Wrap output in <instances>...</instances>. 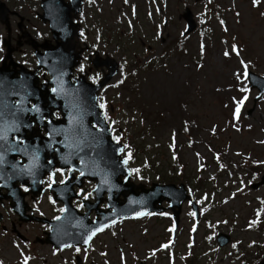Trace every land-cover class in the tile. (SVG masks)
<instances>
[{"label": "rangeland", "instance_id": "obj_1", "mask_svg": "<svg viewBox=\"0 0 264 264\" xmlns=\"http://www.w3.org/2000/svg\"><path fill=\"white\" fill-rule=\"evenodd\" d=\"M136 1L141 10L133 38H143L151 49L141 50L140 44L126 47L125 36L121 52H105L124 65L112 88L121 77L125 79L126 71H134L119 90L120 96L111 94L119 106L112 123L125 130L129 126L135 135L144 128L150 131L143 132L140 139L144 141L135 144L139 150L146 144L143 154L136 155V162L131 157L137 174L145 176V184L158 176L175 177L173 184L193 190L201 202V216L195 225L189 207H183L175 229L169 226L170 216L126 222L117 240L106 235L105 245L95 244L97 253L80 256L86 264H254L258 255L264 256V186L250 189L257 181L250 165L264 164V96L253 104L257 93L249 91L245 72L252 66L253 72L264 77V0L256 8L253 0L161 1L158 7L168 18L157 37L154 26L147 24L151 20L142 18L144 0ZM209 2L219 9L207 11ZM184 7L191 9L198 27L206 23L205 32L198 29L181 38L184 22L179 15ZM108 17L113 20L111 14ZM157 24H163V19ZM179 40L184 50L178 49ZM132 60L137 61L136 68ZM150 60L153 67L145 68ZM133 80L139 85L135 91ZM248 110L252 111L249 116ZM46 203L43 200L35 207L40 217L48 219L57 210ZM257 215L263 231H249ZM23 229L17 227L24 235ZM219 232L231 237L223 248L215 242ZM18 240L14 234L0 233V264H72L67 252L52 254L43 243ZM163 246L172 249L166 251Z\"/></svg>", "mask_w": 264, "mask_h": 264}, {"label": "water", "instance_id": "obj_2", "mask_svg": "<svg viewBox=\"0 0 264 264\" xmlns=\"http://www.w3.org/2000/svg\"><path fill=\"white\" fill-rule=\"evenodd\" d=\"M185 19L188 22V29L186 31V34H188L194 28V24L189 16L185 17ZM72 56L73 58H75L76 55ZM59 58L61 59V57L55 59L51 57V62L48 65L49 71L54 76L55 82H58L62 78L64 73V63ZM72 65L73 64H68L66 67L65 80L70 74V68ZM109 70V75L112 76L116 72L115 65H112ZM58 71L61 73H59ZM107 80L108 78H105L102 83ZM250 84L251 89L257 88L259 91V95L254 100V102H256L264 93V79L250 74ZM73 89L74 91L72 92V97L67 101H65V96H58L59 99L65 101L63 105L58 106L54 103H48L45 111H42V113H45V116L47 117L49 108L61 110L62 113L61 120H57L55 122L49 121L48 123H45V126L42 124L44 126L45 132L47 133V136L45 139H43L41 145L43 155L45 157H49L52 152L51 147L53 145L67 146V155L69 157L71 156V154H74V158H78L81 161L87 163L84 167L86 171H88L90 168H96L97 175L104 187H110L112 185L111 181L113 182L114 178H117L120 175H126L125 180L127 181L129 179V172L126 169V161H119V154L121 153L122 147L118 143L110 142L108 138V131L104 127L96 113V108L94 106L95 88L86 85L85 82H81L78 83ZM80 90L82 92H80ZM39 98L41 101H44L41 98L40 93ZM46 100L55 101L56 99L53 100L49 98L48 94H45V101ZM10 101L11 99H9V103ZM6 111V116H2V114H0V121L6 120L8 116V120H12L13 123L11 127H14L15 129L14 134L17 136V138H25L24 142L26 143V149L31 147V151L35 153L39 147V137L35 136V131L32 130V123H29L27 120L26 114L28 112V109L25 106H22L20 109H18V107H13L10 105L6 107ZM251 112L252 111L250 110L248 114H250ZM1 118H3V120H1ZM40 121L41 117H38L35 123L41 124ZM91 123H93L94 125H98L99 130H95L94 127L91 126ZM25 132H28L30 134L29 137L25 136ZM58 139H60V142H57ZM4 154L7 156L5 152ZM86 155H88L89 157H87ZM102 161L104 164L102 163ZM10 162L11 164H14L12 160H10ZM41 167L42 166L39 165L36 161L31 160L30 169L34 171V173L36 172V170L41 169ZM260 184H264V177L262 178ZM128 188L130 189L127 190ZM133 189H140L142 191L144 190L145 194L143 195V197L136 196L137 194L133 191ZM123 192V197L125 199L124 204L117 205L115 201H109V205L112 207V209L114 208L111 212V215L114 217V219L116 217H131L135 214L140 215L149 212L159 213L164 210L160 207L163 200H167L170 209H177L175 215L178 216L181 209V204L185 200H192V197L190 195H186V191L183 185H181L179 189H176L172 185H152L149 190H145L142 185L134 186L133 184H129V186L124 185ZM73 231L74 230H72V227L67 228L65 232L64 230L62 232V229L60 230L58 229V227H56L52 230L53 234L51 235L50 240L53 242V245H55V247H65V242L71 237H74L78 234L76 231ZM217 242L219 246H224L228 243V238L226 236L219 235L217 238ZM259 264H264V259Z\"/></svg>", "mask_w": 264, "mask_h": 264}, {"label": "flooded vegetation", "instance_id": "obj_3", "mask_svg": "<svg viewBox=\"0 0 264 264\" xmlns=\"http://www.w3.org/2000/svg\"><path fill=\"white\" fill-rule=\"evenodd\" d=\"M50 2L51 0H0V52H2L0 64L5 52H13V61L30 68L29 66L32 63H36L35 52H44L45 47L53 48L54 45L59 44V40L54 39L52 36L49 24L42 20L43 6ZM69 2L70 0H52V6L67 5ZM81 2L82 11L84 10L83 19L88 26L85 35L86 44L89 50L102 52L101 46L99 47L96 41L101 42L103 35H106L109 30L108 21L111 18H106V14L107 16L111 14L114 17L113 6L115 2L112 0L110 2L109 0H82ZM120 7L125 8V4L122 3ZM140 42L141 46L145 48L144 42L141 40ZM148 49H150V46H148ZM40 77L43 78L42 73ZM25 182H29V180L27 179ZM42 196L40 200H33V197L29 195V198L32 199V205L26 213L27 217L42 219L37 214V208H34L37 202L49 198L48 193ZM7 205L9 207V202H7ZM3 206L4 204L0 205V233L4 237H10V234H14L23 244H29V242L37 244V240L44 238V233L48 230L46 224L35 220L21 222L12 215L7 206ZM17 227H24V235L18 232ZM29 237H33V239L30 240ZM83 252L85 253L82 248H78L67 253L70 254L69 258L71 260L72 255Z\"/></svg>", "mask_w": 264, "mask_h": 264}, {"label": "snow or ice", "instance_id": "obj_4", "mask_svg": "<svg viewBox=\"0 0 264 264\" xmlns=\"http://www.w3.org/2000/svg\"><path fill=\"white\" fill-rule=\"evenodd\" d=\"M235 50V49H234ZM225 55H228V53L226 52L225 53ZM245 76H247V72H245ZM238 112H239V109H237V114H238ZM91 237H89V239H90ZM87 242V241H86Z\"/></svg>", "mask_w": 264, "mask_h": 264}, {"label": "trees", "instance_id": "obj_5", "mask_svg": "<svg viewBox=\"0 0 264 264\" xmlns=\"http://www.w3.org/2000/svg\"><path fill=\"white\" fill-rule=\"evenodd\" d=\"M159 179H160V180H164V179H162V177H159ZM170 179H173V178H170ZM169 181H173V180H169Z\"/></svg>", "mask_w": 264, "mask_h": 264}]
</instances>
